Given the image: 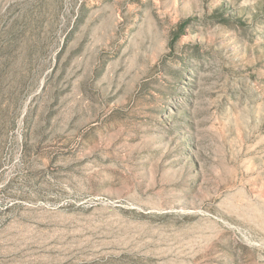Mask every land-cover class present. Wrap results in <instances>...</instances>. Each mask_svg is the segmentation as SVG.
Listing matches in <instances>:
<instances>
[{
	"label": "rangeland",
	"instance_id": "374dc122",
	"mask_svg": "<svg viewBox=\"0 0 264 264\" xmlns=\"http://www.w3.org/2000/svg\"><path fill=\"white\" fill-rule=\"evenodd\" d=\"M0 264H264V0H0Z\"/></svg>",
	"mask_w": 264,
	"mask_h": 264
}]
</instances>
